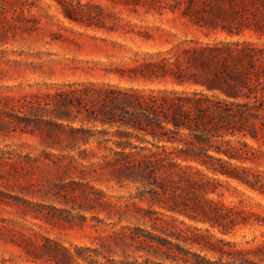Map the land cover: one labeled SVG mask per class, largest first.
<instances>
[{"label":"rangeland","instance_id":"obj_1","mask_svg":"<svg viewBox=\"0 0 264 264\" xmlns=\"http://www.w3.org/2000/svg\"><path fill=\"white\" fill-rule=\"evenodd\" d=\"M80 1L103 6L101 26L69 20L55 0H0V264H264V193L196 163L183 176L124 168L114 140L129 129L92 118L111 88L245 104L209 128V153L264 190V35L146 3ZM215 40L262 50L237 63L238 98L148 75L145 64ZM228 208L232 221L219 215Z\"/></svg>","mask_w":264,"mask_h":264},{"label":"trees","instance_id":"obj_2","mask_svg":"<svg viewBox=\"0 0 264 264\" xmlns=\"http://www.w3.org/2000/svg\"><path fill=\"white\" fill-rule=\"evenodd\" d=\"M63 10V15L71 21L87 26H101L104 8L99 3L80 0H55ZM124 5L146 3L152 8L179 11L200 27L228 35L240 33L244 28H253L264 35V0H110ZM110 14V13H109ZM262 50L253 43L245 41H223L197 43L184 48L181 53L162 57L159 62H150L154 77L171 74L178 84H198L207 91L218 90L227 97L238 98L239 86L245 84L246 69L237 63L245 59L247 64ZM264 59V57L262 58ZM195 66L196 72L181 68ZM157 70H161L159 75ZM245 104L234 103L226 99L208 95L205 91H150L123 90L111 88L105 91L94 120L109 126L124 127L129 130H117L118 140H114L120 150L118 155L128 159L123 167L138 173H151L157 170L172 174L185 175L193 169L192 163L205 166L208 170L219 172L229 178H236L254 190L264 193L259 180L242 179L227 168L221 158L209 153L210 127H216L218 121L235 113L241 114ZM192 134V141L181 139L182 130ZM200 131V132H199ZM139 134L149 135L143 138ZM135 137L148 145H136L131 142ZM181 143L183 146H170ZM130 149L126 151V149ZM216 152H221L219 149ZM230 156V155H229ZM217 161L219 167L210 163ZM204 186V183H199ZM208 192V191H207ZM210 192H214L211 190ZM232 208L220 213L224 219L232 221ZM64 257H71L64 249ZM58 262V261H56Z\"/></svg>","mask_w":264,"mask_h":264}]
</instances>
